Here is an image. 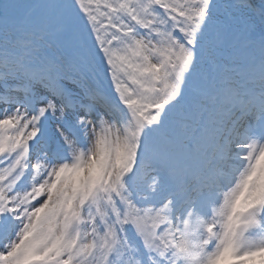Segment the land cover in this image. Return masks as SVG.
<instances>
[{"label": "snow or ice", "instance_id": "obj_1", "mask_svg": "<svg viewBox=\"0 0 264 264\" xmlns=\"http://www.w3.org/2000/svg\"><path fill=\"white\" fill-rule=\"evenodd\" d=\"M0 264H264V0H0Z\"/></svg>", "mask_w": 264, "mask_h": 264}]
</instances>
